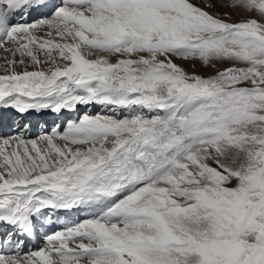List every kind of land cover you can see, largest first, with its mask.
Here are the masks:
<instances>
[{"label":"snow or ice","instance_id":"snow-or-ice-1","mask_svg":"<svg viewBox=\"0 0 264 264\" xmlns=\"http://www.w3.org/2000/svg\"><path fill=\"white\" fill-rule=\"evenodd\" d=\"M89 105L0 138V264H264V0H0V107Z\"/></svg>","mask_w":264,"mask_h":264},{"label":"bare ground","instance_id":"bare-ground-1","mask_svg":"<svg viewBox=\"0 0 264 264\" xmlns=\"http://www.w3.org/2000/svg\"><path fill=\"white\" fill-rule=\"evenodd\" d=\"M50 2H55V0H50ZM39 13L37 12H32L29 17H27V20H31L35 17V19L39 18ZM18 17L15 19L17 20ZM21 20V19H18ZM83 106H78L77 110L75 111H69V110H62L61 113H53L50 110H42L41 112H35L34 110H30L29 113L25 115L19 114L15 109L11 107H0V135L7 133L10 131V128L8 127V124L11 120L15 118V125H14V130H15V135L18 134L22 129L24 131L25 137H30L31 135H35L38 133V136L47 132L49 129H52V125L54 126V117L58 124L54 128H60L62 127V121L65 120L67 115L69 116H77V112L79 108H82ZM100 109V111H103L101 106L99 105H89L86 107L87 110L91 112L92 109ZM73 114V115H71ZM61 121V122H60ZM59 123H61L59 125ZM24 125H27V128H24ZM59 125V126H58ZM13 130V129H12ZM84 217L83 213H77V212H72V213H60L59 218L60 219H77V218H82ZM53 225L48 227V231H53L56 230L60 225L57 222V217L53 216ZM6 235V231L3 225H0V236ZM40 245V240L36 238H32L30 243L25 244V251H27L31 247H35Z\"/></svg>","mask_w":264,"mask_h":264},{"label":"rangeland","instance_id":"rangeland-1","mask_svg":"<svg viewBox=\"0 0 264 264\" xmlns=\"http://www.w3.org/2000/svg\"><path fill=\"white\" fill-rule=\"evenodd\" d=\"M18 19H23L22 17H18L17 18V21H20V20H18ZM33 20H35V17L33 18V19H31V20H27V22H32ZM178 63H180V61H177ZM185 67H186V69H188V70H192L191 69V66L190 65H185ZM196 71H198V72H200V73H202V74H207V70L206 69H203V68H197V69H195ZM86 107L87 106H83L82 108H79V110L78 111H76L77 112V116H75V117H73V116H69V115H67V117L65 118V120L64 121H62L63 123H62V127L60 128V124L61 123H59V130H63V128L66 126V123H67V121L68 120H73V119H76V118H78L80 115H82V114H84V113H88V114H92V115H95V114H97V113H101L102 111H100V109H92L91 110V112L89 111V110H87L86 109ZM71 115H73V114H71ZM56 119H57V117L55 118L54 117V121H52V123L51 124H53L54 123V126L52 125L51 127L52 128H54L57 124H58V122L56 121ZM15 118L13 119V120H11L10 122H9V124H8V127L10 128V131L9 132H7V133H4V134H2V135H0V138H8V137H11V136H13V135H15V130H14V125H15ZM61 122V121H60ZM56 124V125H55ZM13 129V130H12ZM51 130L49 129L47 132H50ZM38 136V133L37 134H35V135H31L30 137H26V138H29V139H31V138H36ZM82 218H84V217H82ZM82 218H80V219H82Z\"/></svg>","mask_w":264,"mask_h":264}]
</instances>
